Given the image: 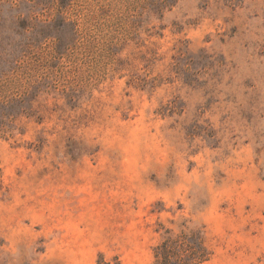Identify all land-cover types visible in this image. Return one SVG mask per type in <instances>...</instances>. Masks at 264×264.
<instances>
[{
    "label": "rangeland",
    "instance_id": "374dc122",
    "mask_svg": "<svg viewBox=\"0 0 264 264\" xmlns=\"http://www.w3.org/2000/svg\"><path fill=\"white\" fill-rule=\"evenodd\" d=\"M181 231L264 264V0H0V264Z\"/></svg>",
    "mask_w": 264,
    "mask_h": 264
},
{
    "label": "trees",
    "instance_id": "16d2710c",
    "mask_svg": "<svg viewBox=\"0 0 264 264\" xmlns=\"http://www.w3.org/2000/svg\"><path fill=\"white\" fill-rule=\"evenodd\" d=\"M155 250V264H203L212 254L201 231L171 232Z\"/></svg>",
    "mask_w": 264,
    "mask_h": 264
}]
</instances>
